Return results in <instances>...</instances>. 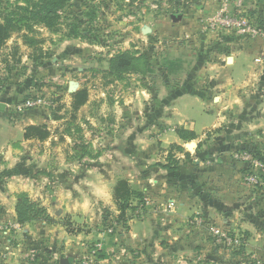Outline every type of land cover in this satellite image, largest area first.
I'll return each mask as SVG.
<instances>
[{
    "label": "rangeland",
    "instance_id": "obj_1",
    "mask_svg": "<svg viewBox=\"0 0 264 264\" xmlns=\"http://www.w3.org/2000/svg\"><path fill=\"white\" fill-rule=\"evenodd\" d=\"M43 1L0 0V23L8 18L16 27L0 48V120L12 127L4 134L5 169L18 168L21 183L30 189L38 186L40 190L52 182L44 180L46 171L65 174L63 188L73 184L68 176L73 170L79 176L100 172L102 177L115 178L112 206L99 207L91 197L87 202L91 204L92 220L87 223L86 218L76 220L66 216L62 226L70 243L80 241L78 232L90 231L88 228H93L94 223L103 230L114 224L125 229L128 221L139 219L146 203L143 193L138 190L141 197H132L123 223L113 199L115 185L125 174L133 176L129 185L136 188L157 184L154 181L162 180L158 171L163 169L155 165L169 163L180 168L174 173L168 172L177 178L166 180L164 177L165 185H178L185 192L190 187L196 188L199 198L205 197L200 192L212 186L232 188L235 195L227 193L217 197H238L239 211L245 216L243 220L249 222L245 223L248 228L238 224L229 228L197 216L200 215L197 212L181 214L187 220L186 230L190 227L191 235L201 231L196 236H201L205 244L197 252L196 264H221L220 257L226 249L239 252L246 247L248 251L264 252V0H214L218 5L212 8L210 16L197 14L188 18L186 27L193 38H199L195 42L190 38L181 40V53L178 51L180 39L170 35L152 36L149 42L145 38L129 41L125 35V29L137 19H143L145 11L159 15L165 12L164 22L183 26L181 20L186 7L176 0H168L166 6L162 5L163 0H67L53 13H42L33 7ZM225 18L230 21L228 24L244 21L246 31L227 28ZM161 29H165L163 24ZM253 30L256 34L246 35ZM115 41L122 45L125 42V48L117 49ZM128 43H133L132 47L137 50L129 49ZM122 54L126 58L142 54L148 62L141 60L133 62L131 67L110 68L109 61ZM226 58H231V62ZM195 60L199 65L207 62L221 66L211 69V75L219 82L213 80L212 86L211 82H199L207 91H212L209 98L213 113L209 116L215 127L203 131L205 142L197 156L190 151L193 146L170 145L164 149L160 141L162 129L166 127L164 120L172 123L177 118L160 109L164 104H171L169 98H161L165 94L162 90L171 85L165 82L170 77H166V67L177 61V70L185 71ZM230 76L236 82L227 79L222 83ZM82 88L88 93L86 105L74 110L70 94ZM142 90L150 96L138 95ZM28 101L36 104L27 107ZM192 117L200 121V115ZM178 119L185 124L179 129L190 132L186 128L187 118L179 115ZM30 125H45L49 137L44 141L24 140V130ZM5 182L3 186L10 185ZM20 194H25L42 212L35 214L38 220L28 223H33L34 231L43 234L47 227L44 222L49 217L47 211L39 199L23 191L15 196V207ZM74 195L77 194H69L68 190L62 194L66 200ZM241 219L238 216L239 223ZM210 229H224L227 239H242L240 245L220 244V238L212 236ZM67 257L69 264L82 262L81 258ZM233 259L232 264L243 263L242 256L231 258L229 255L223 257L222 264ZM253 261L250 258L245 264H264V254Z\"/></svg>",
    "mask_w": 264,
    "mask_h": 264
},
{
    "label": "crops",
    "instance_id": "obj_2",
    "mask_svg": "<svg viewBox=\"0 0 264 264\" xmlns=\"http://www.w3.org/2000/svg\"><path fill=\"white\" fill-rule=\"evenodd\" d=\"M176 1L181 6L186 7L183 10L181 20L183 26L179 25V23L171 24L168 21V24L164 22L165 17H167V14H164L165 12L159 15L145 11L143 12V19H137L136 25L133 24L125 29L127 39L133 41L140 38L141 40L147 39L149 42L153 40L152 36L162 35V37L166 38L170 35L175 40L180 39L178 43L180 44L178 46L179 52L183 51L181 40L190 38L191 42L197 41L199 37L193 38L189 28L186 27L188 18L197 16V14H201V17L208 14L210 16V11L218 3L216 5L214 0ZM162 5H168V0H163ZM162 24L164 25V30L161 29ZM145 29H148L149 33L144 34ZM145 35L148 36L146 37ZM118 38L120 37L118 36ZM68 40L69 38L66 37L67 42ZM115 42L117 43V49L125 48V42L123 45L117 41ZM132 44L128 43L129 49H134ZM134 50H137V47ZM232 62H236L235 57L232 58ZM177 64L179 62L175 61L173 65H169L166 67L167 70H165L166 77L170 76L165 82L171 85L167 89L162 90L165 94L163 96V93H161V98H169L171 104H164L160 109L166 115H177V118H174L172 123L164 120L163 124H166V127L162 129L160 134L161 147L165 149V147L170 145H190V147L193 146L190 151L197 156L200 150L199 147L203 146V142H205L202 137L203 131L215 127L209 116L213 113L209 98L212 95V91L209 89L207 91V87H202L199 82H205V84L211 82L210 85L212 86L217 79H214V76L211 75V69L220 68L221 66L218 63L209 64L207 62L199 65L196 64L195 60L189 65L188 69L183 71L181 69L177 70ZM227 79L228 82H231V80L236 82L237 80L236 78L232 79L230 76L223 79L222 83H226ZM162 84L164 83L162 82ZM223 91L225 92L224 89ZM137 94L144 95L145 98L150 96L149 92L145 90ZM214 100L217 99L215 98ZM179 115L183 116L184 119L187 118L188 127L186 128L195 134V138L187 144L176 134V130L185 125L179 121ZM193 115H200V121L193 119ZM10 128H12L11 125H6L0 120V264H61L62 259L67 260L69 264L68 255L76 259L81 258L82 262L80 264H196L198 263L196 260L197 252L202 251L205 244L202 242L200 235V238L196 236L201 231H198L199 233L196 235H191L190 227L186 230L187 220L184 217L186 214L191 215L197 212L195 214L200 213L197 216L212 220L217 224H223L225 227L231 228L238 224L241 228H248L245 225V223H249L248 220H243L245 216L239 211L238 197L235 198L230 195V199L224 196L217 197L218 194L228 193L235 195L236 191H233L232 188L230 190L227 187L218 188L212 186L210 189L200 192V195H205V197L199 198L196 188L190 187L185 192V189L179 188L178 185L169 186V182L168 185H165L164 177L166 180H174L177 176L170 175L163 170V172L158 171V176L162 180H155L154 182L157 181V184L154 183L137 188L130 185L133 190H139L143 193L146 202L143 208L144 211L138 216L139 219L135 220L134 218L128 221L125 229L119 227L118 224H114L108 230H103V228H98L97 224L94 223L93 228H88L90 231L78 232L77 240L80 241H71L72 243H70V238L62 226L66 216L68 215L67 217H73L76 220H84L86 218L88 223V220L91 219V204L89 205L90 202L88 203L87 200L89 201L91 197L97 200L96 203L99 207L100 205L102 208L112 206V187L113 183L116 182L115 178L113 176H109V178L102 177L100 172H94L92 175L81 174L79 176L80 173H76L73 170V173L68 175L69 178H72L71 182L73 184L70 186L71 188H63L61 186L65 181V174L62 175L57 171H46L43 174L44 180L50 181L51 179V184L42 190L38 186L30 189L28 185L24 186L21 183L19 179L21 178V172L18 168V174L9 177L4 176V171H6L4 134ZM30 143L39 142L31 141ZM43 143L46 144V142ZM194 161L196 160L194 159ZM40 172L44 173V171ZM30 178L31 176L28 177V181ZM80 178L83 181H80ZM132 178V175L125 174L120 180H126L131 183ZM4 181H6L5 184L10 183V185L3 186ZM66 190H68L69 194L77 195H74L70 200H66L62 196L63 193H66ZM22 191L29 193L36 200L39 199L47 211L49 217L44 222L47 227L45 226L43 234L34 231L36 226L33 223L24 224V226L16 220L14 199L18 192ZM6 194L8 195L7 198ZM154 195L156 196L154 197ZM153 209H155L154 212ZM96 210L98 211V208ZM5 211L8 215L5 214ZM238 216L242 218L240 223ZM95 222L98 223V219ZM21 240L27 244H23ZM86 240H90L92 243ZM195 252L196 255H192ZM224 252L220 257V261L222 258V263H224L223 257L230 255L233 258L240 255L243 263L239 262V264H245V261L250 260V258L255 261L262 256V253L264 254L259 249L248 251L246 247L241 249L240 253L238 251H234L237 252L234 253L228 249L224 250ZM189 253L191 254L189 255ZM205 258L208 259L209 257ZM212 261L215 262V260ZM233 262L234 259L231 262L228 261L229 264ZM208 263L206 262V264Z\"/></svg>",
    "mask_w": 264,
    "mask_h": 264
},
{
    "label": "trees",
    "instance_id": "obj_3",
    "mask_svg": "<svg viewBox=\"0 0 264 264\" xmlns=\"http://www.w3.org/2000/svg\"><path fill=\"white\" fill-rule=\"evenodd\" d=\"M66 1L67 0H45L43 1V3L39 5H34L33 7L34 8L37 7L39 12H42V13L44 12L53 13L54 10L62 7L66 3ZM14 29H16L15 25H13L12 21L8 18L4 19L3 23H0V48L6 44L7 40L10 39L11 34L14 32ZM123 55L124 54L118 55L112 58L109 61L110 68L118 67V66H120L122 69L123 67H131L133 62L138 63L141 60H144L143 62L145 64H147L148 62L147 57L142 54L139 55L138 57L128 56L129 58H126ZM70 96L72 99L71 105L74 110H78L82 106H84L88 99V93L85 88L79 89L71 93ZM184 133L186 132L180 129L177 130V134L179 135V138L183 141H190L195 138V134L192 131L190 132L188 131L186 133L187 135H184ZM48 137H49V132L45 125H38V126L30 125L25 128L24 134H23L24 140L44 141ZM167 159L171 160L172 157H169ZM155 166L159 167L160 169L166 170L169 173L170 172L174 173L178 171L180 168L179 166L173 167L169 163H166V164L157 163ZM15 174H18L17 168L4 171V176H7V177L15 175ZM135 196L141 197V193L133 190L126 180H119L117 182V185H115L113 189V199L118 209L120 210L119 218H121V222L123 223L127 220L124 218V212L125 210L131 208L130 200L132 199V197H135ZM15 213H16L17 222L20 224H23V223H28L30 221L32 222V221L38 220V217H36V215L38 216L42 212L36 209L35 205L27 199L25 194H20L18 195V203L15 207ZM46 220H48L47 217H46Z\"/></svg>",
    "mask_w": 264,
    "mask_h": 264
},
{
    "label": "built area",
    "instance_id": "obj_4",
    "mask_svg": "<svg viewBox=\"0 0 264 264\" xmlns=\"http://www.w3.org/2000/svg\"><path fill=\"white\" fill-rule=\"evenodd\" d=\"M226 18H228V17H226ZM226 18L224 20V23H225V26L227 28L236 29L237 31H241V32L246 31V23L244 21H234V22H232V24H228V22H230V21L227 20ZM251 34H256V32L253 30L252 32H247L246 35L252 36ZM35 104H36V102H34V101H31V102L28 101V102H26L25 106L32 107ZM210 231L213 234L212 236L216 235L215 238H220V240H221L220 244L223 243L224 245H227V246L240 245L239 241L242 240V239H237V237H232L230 239H227V236H226L227 234L225 233V231L220 230V229H215V230L210 229Z\"/></svg>",
    "mask_w": 264,
    "mask_h": 264
},
{
    "label": "water",
    "instance_id": "obj_5",
    "mask_svg": "<svg viewBox=\"0 0 264 264\" xmlns=\"http://www.w3.org/2000/svg\"><path fill=\"white\" fill-rule=\"evenodd\" d=\"M146 33H149V30H148V29H145V30H144V34H146ZM227 62L230 63V62H231V58H228V59H227ZM71 89H72V86L69 87V90H70V91H71ZM60 263H61V264H67V260L62 259Z\"/></svg>",
    "mask_w": 264,
    "mask_h": 264
}]
</instances>
